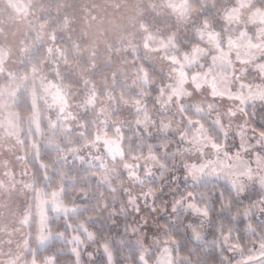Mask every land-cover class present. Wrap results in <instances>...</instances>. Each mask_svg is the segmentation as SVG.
I'll return each instance as SVG.
<instances>
[{"label": "clouds", "instance_id": "obj_1", "mask_svg": "<svg viewBox=\"0 0 264 264\" xmlns=\"http://www.w3.org/2000/svg\"><path fill=\"white\" fill-rule=\"evenodd\" d=\"M0 264H264V0H0Z\"/></svg>", "mask_w": 264, "mask_h": 264}]
</instances>
